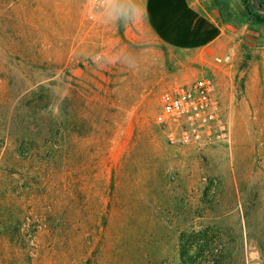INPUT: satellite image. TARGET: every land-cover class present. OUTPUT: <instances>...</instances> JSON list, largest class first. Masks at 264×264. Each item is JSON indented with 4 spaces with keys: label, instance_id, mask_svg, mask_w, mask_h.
Instances as JSON below:
<instances>
[{
    "label": "rangeland",
    "instance_id": "rangeland-1",
    "mask_svg": "<svg viewBox=\"0 0 264 264\" xmlns=\"http://www.w3.org/2000/svg\"><path fill=\"white\" fill-rule=\"evenodd\" d=\"M211 1L228 41L197 60L147 0H0V264H264V24ZM204 76L232 141L172 145L161 95Z\"/></svg>",
    "mask_w": 264,
    "mask_h": 264
},
{
    "label": "built area",
    "instance_id": "built-area-1",
    "mask_svg": "<svg viewBox=\"0 0 264 264\" xmlns=\"http://www.w3.org/2000/svg\"><path fill=\"white\" fill-rule=\"evenodd\" d=\"M118 0H80L85 19L96 21ZM97 55L95 62H101ZM157 124L175 146L230 144L231 126L217 97L214 81L207 76L176 83L161 95Z\"/></svg>",
    "mask_w": 264,
    "mask_h": 264
},
{
    "label": "crops",
    "instance_id": "crops-1",
    "mask_svg": "<svg viewBox=\"0 0 264 264\" xmlns=\"http://www.w3.org/2000/svg\"><path fill=\"white\" fill-rule=\"evenodd\" d=\"M211 0H147V26L155 39L173 52L195 59L220 53L228 41L220 14Z\"/></svg>",
    "mask_w": 264,
    "mask_h": 264
},
{
    "label": "trees",
    "instance_id": "trees-1",
    "mask_svg": "<svg viewBox=\"0 0 264 264\" xmlns=\"http://www.w3.org/2000/svg\"><path fill=\"white\" fill-rule=\"evenodd\" d=\"M249 23L264 24V0H241Z\"/></svg>",
    "mask_w": 264,
    "mask_h": 264
}]
</instances>
